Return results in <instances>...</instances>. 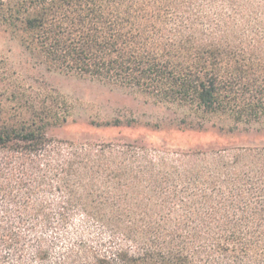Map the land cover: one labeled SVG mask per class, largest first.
I'll use <instances>...</instances> for the list:
<instances>
[{"label":"trees","instance_id":"obj_1","mask_svg":"<svg viewBox=\"0 0 264 264\" xmlns=\"http://www.w3.org/2000/svg\"><path fill=\"white\" fill-rule=\"evenodd\" d=\"M0 23L52 69L264 116V0H0ZM45 125L0 127V264H264V146H64ZM74 213L109 238L66 233Z\"/></svg>","mask_w":264,"mask_h":264},{"label":"rangeland","instance_id":"obj_2","mask_svg":"<svg viewBox=\"0 0 264 264\" xmlns=\"http://www.w3.org/2000/svg\"><path fill=\"white\" fill-rule=\"evenodd\" d=\"M5 124H46L48 136L64 146L132 143L182 150L264 146V116L237 123L227 114H203L138 89L52 69L23 45L19 34L0 23V127ZM6 152L0 147V162ZM13 159L17 161L14 155ZM60 194L50 189L48 200L59 202ZM68 226L71 236L107 239L111 234V228L102 230L81 213H74Z\"/></svg>","mask_w":264,"mask_h":264}]
</instances>
